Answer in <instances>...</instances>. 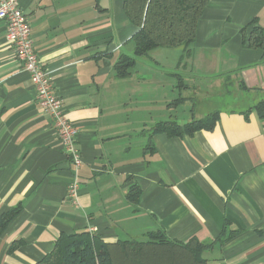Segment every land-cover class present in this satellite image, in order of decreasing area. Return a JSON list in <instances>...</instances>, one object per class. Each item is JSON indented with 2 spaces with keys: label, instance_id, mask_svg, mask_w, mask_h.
Listing matches in <instances>:
<instances>
[{
  "label": "crops",
  "instance_id": "obj_1",
  "mask_svg": "<svg viewBox=\"0 0 264 264\" xmlns=\"http://www.w3.org/2000/svg\"><path fill=\"white\" fill-rule=\"evenodd\" d=\"M18 5L78 130L82 164L73 204L71 167L0 20V216L20 206L0 235V264H36L60 235L87 231L112 244L157 230L172 242H214L201 255L206 264H264V118L244 114L264 99V49L247 48L240 32L252 20L264 29V0H209L185 65L179 51L170 65L150 54L125 78L114 66L133 55L135 28L121 0ZM231 82L235 106L216 111L213 130L151 135L156 123L174 120L170 100L183 104L194 99L188 92L198 98ZM131 184L140 190L134 205L125 199Z\"/></svg>",
  "mask_w": 264,
  "mask_h": 264
},
{
  "label": "trees",
  "instance_id": "obj_2",
  "mask_svg": "<svg viewBox=\"0 0 264 264\" xmlns=\"http://www.w3.org/2000/svg\"><path fill=\"white\" fill-rule=\"evenodd\" d=\"M208 2L209 0H121L123 15L135 28V32L130 39L133 43V55H122L118 59L114 66L116 77L128 76L137 58H147L157 48L179 47L180 62L188 58L194 45L198 22ZM247 30L249 31L246 32ZM240 32L247 48L264 49V29L256 25L255 20L245 25ZM178 81L179 88H186L182 78H178ZM180 102L182 99L172 104ZM252 109L260 118H264V99L244 114ZM217 120L218 112L215 111L181 125L174 120L158 122L151 135L164 134L168 138L191 136L199 131L213 130ZM139 195L138 186L131 184L125 199L134 205ZM19 212L20 206H17L0 216V235ZM225 230L224 226L222 232ZM213 245L214 242L200 243L196 239L185 244L172 242L158 230L148 232L146 240L142 242L117 241L110 244L83 231L60 235L53 250L36 264H206L201 255L212 249Z\"/></svg>",
  "mask_w": 264,
  "mask_h": 264
},
{
  "label": "built area",
  "instance_id": "obj_3",
  "mask_svg": "<svg viewBox=\"0 0 264 264\" xmlns=\"http://www.w3.org/2000/svg\"><path fill=\"white\" fill-rule=\"evenodd\" d=\"M0 20L5 23V39L8 45L29 77L35 93V102L50 120L62 154L69 162L71 180L66 197L76 204L80 190L79 169L82 164L81 152L76 144L78 130L65 117L61 99L53 88L52 78L38 60L33 48L30 26L18 5V0H0Z\"/></svg>",
  "mask_w": 264,
  "mask_h": 264
},
{
  "label": "rangeland",
  "instance_id": "obj_4",
  "mask_svg": "<svg viewBox=\"0 0 264 264\" xmlns=\"http://www.w3.org/2000/svg\"><path fill=\"white\" fill-rule=\"evenodd\" d=\"M129 45L133 46V43L130 42ZM178 51L181 54V49L179 47L157 48V49L152 50L151 53H149V55L150 54H155V55L160 54L158 58L153 57L155 61L159 62L160 64L170 65L174 58L173 55L175 53H178ZM148 60H151L150 56ZM186 61H187V58H184L183 59L184 65L186 64ZM209 82L210 81L202 82V84L206 86ZM178 83H179L178 79L175 78L172 84L175 86L177 85L178 87ZM196 83L197 85H201L200 81H197ZM234 90L236 91V88L234 87V84L231 82L229 84H225V85L223 84L220 87H218V85L214 86L213 84L212 86L207 88V92L202 94V96L198 93L197 96L198 95L200 96L198 98L195 97L194 93L188 92L186 96L194 97V99L187 101L186 103H183V104L178 103L176 105L171 106V111L174 116V121L177 124H184L186 122H189L191 115H194L195 118H203L207 114L211 112H215L217 110H225L228 108H234L235 99H236ZM177 97H178V94H176V98ZM172 100L169 101V104L174 102Z\"/></svg>",
  "mask_w": 264,
  "mask_h": 264
}]
</instances>
